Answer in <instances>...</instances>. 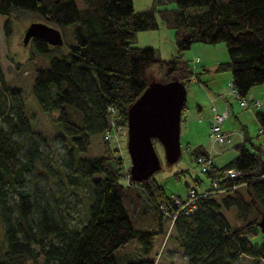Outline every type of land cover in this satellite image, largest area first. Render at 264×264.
Masks as SVG:
<instances>
[{"label":"trees","instance_id":"16d2710c","mask_svg":"<svg viewBox=\"0 0 264 264\" xmlns=\"http://www.w3.org/2000/svg\"><path fill=\"white\" fill-rule=\"evenodd\" d=\"M83 2L79 7L75 0H0V14L32 12L59 28L63 43L62 26L70 25L73 34L66 53L30 74L24 61L5 78L0 63V264H155L149 253L158 232L170 235L187 264H233L243 254L259 264L264 237H250L264 214V157L251 138L242 134L236 154L223 164L210 161L206 173L217 177L219 188L197 190L194 207L180 208L176 194L166 192L153 173L140 180L127 175L124 157L104 132L111 118L126 132L128 106L147 85L153 65L165 80L176 77L185 84L192 78L180 55L194 40L224 41L228 56L216 68L230 71L241 96L264 81V0H152L141 10L132 0ZM9 21L3 23L6 34ZM160 23L174 30L177 52L168 58L133 43L137 30ZM29 41L43 52L58 45L40 37ZM25 80L55 121L51 128L32 124L21 91ZM255 117L264 133V111ZM47 135H58L63 155L43 153ZM96 136L104 150L79 153ZM201 152L208 149L198 145L194 157ZM228 167L240 174L227 176ZM82 184L89 196L84 219L75 225L63 191ZM222 207H233L239 223L230 222Z\"/></svg>","mask_w":264,"mask_h":264},{"label":"rangeland","instance_id":"374dc122","mask_svg":"<svg viewBox=\"0 0 264 264\" xmlns=\"http://www.w3.org/2000/svg\"><path fill=\"white\" fill-rule=\"evenodd\" d=\"M75 1L79 7L84 4L83 0ZM151 1L132 0V5L135 10L146 9L150 6ZM189 9H192V7H189ZM7 17L10 20L8 34L5 33L3 25ZM31 20L41 19L36 14L28 11L18 12V16L16 14L10 16L0 14V63L5 78L10 79L17 68V64L24 61L23 66L29 70V74L36 67L48 66L50 58L54 55L62 56L66 53L67 42L73 40L70 25H64L61 27L64 43L51 45L44 52L32 48L30 41L26 44L22 42L23 31ZM158 20L160 21L159 18ZM173 33L172 27L160 23L157 28L137 30L133 43L152 46L158 56L168 58L177 52ZM29 56H32V58L28 59ZM180 56L187 59L193 71L192 78L185 83V107L181 113L179 132L181 151L179 157L169 163L164 157L162 145L155 139L154 145L160 157L161 166L153 172V175L164 186L166 192L183 198L187 195L189 188L193 187L199 191L210 183V177L205 171L201 170L200 163L194 157V149L198 145L208 148L211 155L210 159L215 164L221 165L236 154L233 144L241 136L239 131H242L240 125L242 124L247 129L251 141L260 146L264 157V133L260 130L255 119L256 111H264V81L249 87L243 96L247 99L248 104L241 105L239 97L232 92L229 79L230 71L216 68L217 61L226 60L228 56L224 41L205 42L194 40L181 51ZM148 78L164 79L162 71L156 65L149 68ZM21 85V91L32 124L42 130L46 127L51 128L55 121L50 118L48 112L43 111L38 106L31 92L29 93L28 81L25 80ZM213 105H216L218 110H222L227 105L228 114L221 121V126L223 125V129L230 130V134L223 142L211 145L209 124ZM52 115H55V112ZM124 130L123 127L120 128L117 138L110 141V144L118 146L124 157L123 167L126 172L128 171L130 157L127 151L126 132L124 133ZM43 148V153L48 155L56 152L60 156L63 155L62 141L58 135H47L46 141L43 142ZM103 150V141L99 136H96L91 139L87 150L79 153L90 155ZM63 193H65V198L70 201L71 223L79 225L80 221L84 219L85 200L89 196L88 187L86 184H82L76 189L64 190ZM126 202L128 203V201ZM221 210L230 222L239 223L233 207H222ZM3 231L4 227L0 220V244L4 241ZM262 237H264V232L259 230L250 238L254 242H259ZM134 241L137 243L135 239L132 240V244H134ZM114 254L117 256L116 251ZM149 254L154 258L155 264H187L185 254L166 232L157 233ZM116 260L122 262L118 258ZM250 262L251 257L243 254L233 264H250ZM259 264H264V259H260Z\"/></svg>","mask_w":264,"mask_h":264},{"label":"water","instance_id":"95a60500","mask_svg":"<svg viewBox=\"0 0 264 264\" xmlns=\"http://www.w3.org/2000/svg\"><path fill=\"white\" fill-rule=\"evenodd\" d=\"M31 37L43 38L51 44H62V34L56 26L43 20H31L25 27L22 42ZM147 85L128 106L126 119V146L130 157L129 176L140 180L161 166L154 145L157 139L163 147L167 162L180 155V118L186 88L182 80L148 79ZM264 232V214L258 220Z\"/></svg>","mask_w":264,"mask_h":264},{"label":"built area","instance_id":"2783aa9c","mask_svg":"<svg viewBox=\"0 0 264 264\" xmlns=\"http://www.w3.org/2000/svg\"><path fill=\"white\" fill-rule=\"evenodd\" d=\"M232 92L239 97V102L241 105H247L248 101L247 99H245L243 96H241L237 90L232 87ZM212 116H211V120H210V124H209V137L211 140V145H213L214 143H221L225 140V138L229 135L228 132H226L222 126H221V121L227 116L228 114V108H224L222 110H218L216 108L215 105L212 106ZM122 124H119L118 122H116V120H114L113 118L110 119V128L107 129L104 132V137L108 138V139H112L114 140V138H117L118 133H119V129L122 128ZM242 137V134L239 133ZM211 155H210V150L208 149L207 153H198L196 155V161H198L200 163V167L201 170L208 172L211 169V164H210V159ZM225 174L229 177L232 176H236L238 174H240V170L235 169L233 167H228L225 169ZM208 186H212V187H216L219 188V183L217 180V177L215 175H212L210 177V183ZM208 186H206L205 188H207ZM205 188H203L202 190H204L205 192ZM187 195L183 198H186L184 202H180V198L178 195H174L175 200L177 201V203L180 204V208L183 207L185 204H188V208H192L194 207V203L190 202L192 201L193 197L195 196V192L197 190H195L193 187L189 188V190H187Z\"/></svg>","mask_w":264,"mask_h":264},{"label":"crops","instance_id":"0c3cea01","mask_svg":"<svg viewBox=\"0 0 264 264\" xmlns=\"http://www.w3.org/2000/svg\"><path fill=\"white\" fill-rule=\"evenodd\" d=\"M229 79H230V81H231V75L229 76ZM216 106V105H215ZM217 108V107H216ZM224 108H228L227 107V105H225L222 109H224ZM211 116H212V113H211ZM211 116H210V120H211ZM255 119H256V117H255ZM256 122H257V124H258V121H257V119H256ZM241 125V129H242V131H239V133H242L243 135H245V136H248V132H247V129L244 127V126H242V124H240ZM259 125V124H258ZM223 126V125H222ZM224 130H226V131H228V133L230 134V130H227V128L226 129H224ZM249 137V136H248ZM250 138V137H249ZM240 139H241V137L238 139V141L237 142H239L240 141ZM237 142H234V144H233V146L235 147V144L237 143ZM246 143H249L248 141H246ZM255 144V143H254ZM260 147V146H259ZM236 149V148H235ZM237 152V151H236Z\"/></svg>","mask_w":264,"mask_h":264}]
</instances>
